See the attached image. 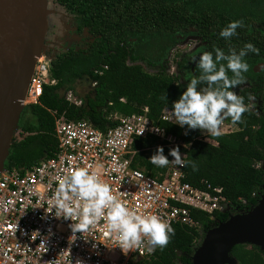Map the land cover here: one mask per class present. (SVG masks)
Wrapping results in <instances>:
<instances>
[{
  "label": "trees",
  "instance_id": "trees-1",
  "mask_svg": "<svg viewBox=\"0 0 264 264\" xmlns=\"http://www.w3.org/2000/svg\"><path fill=\"white\" fill-rule=\"evenodd\" d=\"M49 9L50 19L57 15L66 20L69 26L64 35L73 41L66 44L67 39L55 33L50 22L48 34L52 31L61 46L60 50L54 49L51 42L45 46L49 77L56 84L45 85L40 103L25 109L32 120L20 127L27 134L23 140L13 138L4 163L6 170L28 169L53 155L57 143L51 111L68 120L87 118L105 132L117 125L108 119L111 113L139 114L148 107L149 116L160 127L190 145L189 150H183L185 160L193 161L197 170L185 166L189 183L202 188L203 182L208 181L213 187H221L232 204L241 205L240 199H244L247 210L258 203L264 176V110L259 113L250 103L264 87V70L255 72V67L264 64V0H50ZM233 20H242L243 27L237 29L238 35L225 40L219 32ZM186 32L205 44L195 54L197 59L204 51H212L213 46L227 53L232 48L239 51L251 42L259 49L258 53L248 52L244 58L249 65L245 79L230 89L244 98L248 110L243 113L242 122L225 120L238 127L235 132L209 135L218 146L201 140L199 129L185 135L183 128L160 120L163 110L172 109L173 101L189 83L183 82L180 75L167 74L160 64L168 48L174 47ZM138 62H145L150 68L159 64L161 72L149 73ZM179 68L188 73L189 79L200 72L193 60ZM83 79L95 86L83 96L82 105L76 106L64 94L75 91L70 85ZM157 145L155 139H137L133 167L153 177L165 172L168 166L159 168L148 159ZM169 149L164 148L165 155ZM246 209L240 207L239 211ZM192 215L201 222L203 233L230 216L215 212L214 222L196 210ZM172 227L175 234L167 246L157 248L150 260L136 264H192L191 257L202 234L180 224ZM232 255L237 264H264V251L254 245H237Z\"/></svg>",
  "mask_w": 264,
  "mask_h": 264
},
{
  "label": "built area",
  "instance_id": "built-area-1",
  "mask_svg": "<svg viewBox=\"0 0 264 264\" xmlns=\"http://www.w3.org/2000/svg\"><path fill=\"white\" fill-rule=\"evenodd\" d=\"M54 84L43 56L35 65L25 106L38 104L44 86ZM67 100L75 101L71 94ZM171 110L165 108L160 120L177 125ZM52 114L57 143L53 155L28 169L0 172V264H136L152 258L154 251L149 253L146 246L132 250L117 246L103 219L83 233L73 234L71 220L47 212L52 211L50 201L58 180L76 167L87 165L95 170L130 209L156 214L172 226L180 224L196 232H202L203 226L193 217V210L215 221V212H238L248 206L244 199H240L241 205L232 204L223 195V188L208 181L202 188L194 187L187 181L185 167L171 162L155 177L134 168L137 139H155L163 148L179 146L184 159L183 150L190 148L160 127L149 116L148 107L139 114L111 113L108 119L117 125L105 132L88 119L74 121L56 111Z\"/></svg>",
  "mask_w": 264,
  "mask_h": 264
},
{
  "label": "clouds",
  "instance_id": "clouds-1",
  "mask_svg": "<svg viewBox=\"0 0 264 264\" xmlns=\"http://www.w3.org/2000/svg\"><path fill=\"white\" fill-rule=\"evenodd\" d=\"M241 27L242 20L230 21L221 28L219 36L230 40L238 35L237 29ZM258 51L254 44L247 42L239 51L232 48L225 53L221 48L213 46L212 51H204L198 59L197 56L190 58L197 62L200 72L189 79L186 90L173 101L170 111L175 124L184 129L185 135L189 130L199 129L207 134L203 136L207 137L203 141L213 140L209 135L229 134L223 133L222 125L226 119L230 118L233 123L242 122V115L248 110L247 105L242 96L230 89L242 84L245 79L244 73L249 70V65L244 58L248 52ZM69 94L75 101L67 100ZM64 96L68 102L76 106L82 105V98H75L73 91L65 92ZM168 156L173 159L169 160ZM148 159L159 168H164L171 162L179 167L191 165L193 171L197 170L193 161L182 157L179 146L170 148L168 155H165L163 146L157 145ZM50 203L52 211L47 212L53 213L55 217L71 220L73 234L83 233L89 226H95L103 219L107 230L113 234L121 249L132 250L146 246L151 253L157 248L163 249L167 246L175 234L172 225L158 215L137 212L127 207L113 194L111 187L98 173L87 165L70 169L58 180ZM229 214L231 216L239 213ZM216 221L215 218L214 222ZM199 233L203 234V231Z\"/></svg>",
  "mask_w": 264,
  "mask_h": 264
},
{
  "label": "water",
  "instance_id": "water-1",
  "mask_svg": "<svg viewBox=\"0 0 264 264\" xmlns=\"http://www.w3.org/2000/svg\"><path fill=\"white\" fill-rule=\"evenodd\" d=\"M50 0H0V172L19 130L25 99L39 59L46 56ZM264 70V64L255 72ZM258 203L210 228L192 264H237L232 250L254 245L264 251V176Z\"/></svg>",
  "mask_w": 264,
  "mask_h": 264
},
{
  "label": "rangeland",
  "instance_id": "rangeland-1",
  "mask_svg": "<svg viewBox=\"0 0 264 264\" xmlns=\"http://www.w3.org/2000/svg\"><path fill=\"white\" fill-rule=\"evenodd\" d=\"M51 24L54 26V32L61 34L63 40L67 39L66 44L71 43L73 40L69 39L67 35H64V32H67L65 28H67L69 25L66 24V20H63V17L53 16L52 19H50ZM49 22V24H50ZM194 31H190V33H193ZM185 33L182 38H180V41L172 48H168L166 55H164V59L161 61V65L164 66V69L167 74L169 75H180L181 80L183 82H189V75L186 73L182 68H179V65L186 63L190 61V58L192 56H196V53H199L200 50L204 49V43L198 39V37L194 34ZM49 35V36H48ZM46 37L47 42H51V46L54 49H61L60 42L55 41V35L52 31L49 32V34ZM72 36V34H70ZM69 42V43H68ZM138 64L142 65L145 70L149 73H158L161 72V68L157 65L156 68H150L145 62H138ZM73 89L75 98L81 99L84 95L91 89V86L89 81L87 79L74 81L70 85ZM78 101V100H77ZM251 108L257 112H261L264 110V91L258 94L257 97L253 98L251 103ZM32 120V115L29 113V111L23 112L22 118L19 123V130L16 134H14L13 138H16L18 141L23 140L27 134L22 133V129L20 127L27 126L28 123ZM223 133H232L235 132L238 127L235 124L227 123L224 121L223 123ZM202 132V131H201ZM203 136H207L206 132H202V138ZM207 137L203 138L206 139ZM205 142L211 143V144H218L214 140L207 139ZM259 165L258 167H260ZM262 167V166H261ZM5 169V168H4ZM210 218V216H208ZM205 237V232L202 234L201 238L198 240V244L196 245V248L203 243Z\"/></svg>",
  "mask_w": 264,
  "mask_h": 264
},
{
  "label": "flooded vegetation",
  "instance_id": "flooded-vegetation-1",
  "mask_svg": "<svg viewBox=\"0 0 264 264\" xmlns=\"http://www.w3.org/2000/svg\"><path fill=\"white\" fill-rule=\"evenodd\" d=\"M200 41H201V40H200ZM202 43H203V42H202ZM204 46H205V44H204ZM262 91H264V87H263V90H262ZM262 91H261V92H262ZM261 92H259V93H261ZM259 93H257V95H256L255 97H257ZM255 97H254V98H255ZM229 212L231 213V212H233V211H229ZM229 212H228V213H229ZM242 212H244V211H238V212H234V213H242Z\"/></svg>",
  "mask_w": 264,
  "mask_h": 264
},
{
  "label": "crops",
  "instance_id": "crops-1",
  "mask_svg": "<svg viewBox=\"0 0 264 264\" xmlns=\"http://www.w3.org/2000/svg\"><path fill=\"white\" fill-rule=\"evenodd\" d=\"M89 120V119H88ZM90 121V120H89ZM91 122V121H90ZM92 123V122H91Z\"/></svg>",
  "mask_w": 264,
  "mask_h": 264
}]
</instances>
